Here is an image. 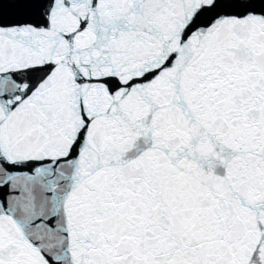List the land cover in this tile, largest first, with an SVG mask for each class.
<instances>
[{
	"label": "snow or ice",
	"instance_id": "snow-or-ice-1",
	"mask_svg": "<svg viewBox=\"0 0 264 264\" xmlns=\"http://www.w3.org/2000/svg\"><path fill=\"white\" fill-rule=\"evenodd\" d=\"M0 264H264V0H0Z\"/></svg>",
	"mask_w": 264,
	"mask_h": 264
}]
</instances>
